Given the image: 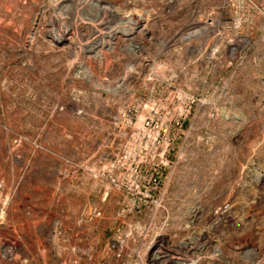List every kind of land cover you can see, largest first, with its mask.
I'll return each mask as SVG.
<instances>
[{
	"label": "rangeland",
	"instance_id": "obj_1",
	"mask_svg": "<svg viewBox=\"0 0 264 264\" xmlns=\"http://www.w3.org/2000/svg\"><path fill=\"white\" fill-rule=\"evenodd\" d=\"M0 264H264V0H0Z\"/></svg>",
	"mask_w": 264,
	"mask_h": 264
},
{
	"label": "built area",
	"instance_id": "obj_2",
	"mask_svg": "<svg viewBox=\"0 0 264 264\" xmlns=\"http://www.w3.org/2000/svg\"><path fill=\"white\" fill-rule=\"evenodd\" d=\"M140 110L141 108L135 107L123 113V117L128 119V124H129L128 126L139 129V131L135 130L136 136L131 135V137H133L134 139L135 138L138 139L143 134V132H146L151 128L150 117L144 116L140 118V115H139ZM138 120L140 121V126H137Z\"/></svg>",
	"mask_w": 264,
	"mask_h": 264
},
{
	"label": "bare ground",
	"instance_id": "obj_3",
	"mask_svg": "<svg viewBox=\"0 0 264 264\" xmlns=\"http://www.w3.org/2000/svg\"><path fill=\"white\" fill-rule=\"evenodd\" d=\"M164 244L163 239H156L150 246L149 252L146 254V257L150 258L154 262H159L165 259L164 255H160V250Z\"/></svg>",
	"mask_w": 264,
	"mask_h": 264
}]
</instances>
